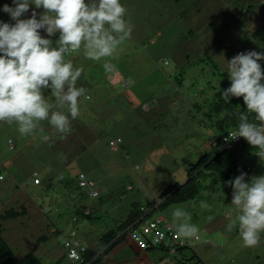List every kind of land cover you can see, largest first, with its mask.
Segmentation results:
<instances>
[{
  "label": "rangeland",
  "instance_id": "374dc122",
  "mask_svg": "<svg viewBox=\"0 0 264 264\" xmlns=\"http://www.w3.org/2000/svg\"><path fill=\"white\" fill-rule=\"evenodd\" d=\"M120 3L126 7L125 19L133 25V32L122 46V53L110 61L113 68L104 73L114 89L111 102L109 94L105 100V96L97 97L93 88H85L91 99L80 98V117L72 120V131L66 138H61L47 121L26 136L19 133L15 123L0 122V212L21 205L25 210L20 217L0 221L2 235L17 256L28 250L44 230L47 217L60 224L62 231L74 226L81 241L90 245L113 225L111 217L124 215L131 201L157 199L167 185L182 183L185 169L198 155L221 150L211 144L221 132L210 125L205 110L198 106L202 95L210 93L209 85L220 87L230 82L227 61L236 54L264 53V0ZM5 4L15 6L13 0H0V22L14 24L2 10ZM21 18L27 19V13ZM41 35L47 37L43 30ZM51 39L55 44L58 35ZM181 55L192 62L185 66L182 80L175 82L171 74ZM69 58L74 68L79 64L84 70L97 67L82 50ZM258 63L264 70V60ZM43 94L56 103L50 89L43 90ZM93 101L95 108L89 110L88 103ZM62 110L67 112V107ZM8 139L14 142L11 149L7 147ZM108 141L115 150L109 148ZM230 149L236 162L249 169L243 172L246 182L264 175V156L257 155L248 142ZM76 169L99 191L98 197L77 202L85 212H91L90 207L94 210L90 222L95 225L70 219L72 209L66 206L69 201L62 185ZM59 175L64 177L62 181L57 179ZM34 176L39 180L36 185ZM204 181L206 187L196 198L163 210L171 221L173 209L182 207L199 228L197 241L187 239L182 264H264V233L257 247L247 248L238 229L227 231L229 218L234 215L231 186L210 177ZM126 185L130 188L125 189ZM122 187L125 191L121 196L116 190ZM202 203L210 208H201ZM210 215L214 217L211 221L207 219ZM62 249L49 235L36 253L44 264H49L62 255ZM156 252H161L157 256L163 258L155 264L173 261L171 253L161 249Z\"/></svg>",
  "mask_w": 264,
  "mask_h": 264
},
{
  "label": "clouds",
  "instance_id": "9594fccd",
  "mask_svg": "<svg viewBox=\"0 0 264 264\" xmlns=\"http://www.w3.org/2000/svg\"><path fill=\"white\" fill-rule=\"evenodd\" d=\"M13 4L14 7L5 4L2 10L15 23L0 22V122L15 123L19 133L26 136L47 121L61 138H66L72 131V120L80 116V98L91 99L84 87L77 86L83 69L74 68L69 57L82 50L86 59L105 61L103 67L111 70L110 61L122 53V46L133 32V25L125 19L126 7L120 0H13ZM30 5L43 9L39 17L34 7L29 14ZM25 13L28 18L22 19ZM41 30L47 37L41 35ZM57 33L54 44L51 37ZM260 60H264V53L256 51L241 52L228 60L226 72L230 86L220 94L225 103H229L230 97H242L246 106V112L239 114V124L228 139L242 137L246 140L243 144L248 142L257 155L264 156V70L258 63ZM45 89L51 90L55 104L43 94ZM65 107L67 112L62 110ZM251 114L256 122L249 121ZM245 175L241 172L225 181L232 188L234 212L227 231L238 229L243 245L255 248L264 233V175L253 176L248 182ZM38 183L34 176L33 184ZM201 208L210 206L202 203ZM161 215L170 223L169 230L175 232L176 238L185 241L171 254L176 259L184 258L181 253L188 247L187 239L197 241L199 238L198 226L182 207L173 209L171 221ZM213 218L207 217L209 221ZM144 221L139 220L127 230L133 242L131 234L138 231ZM157 245L148 241L145 247H137L145 249ZM64 256L65 264H70Z\"/></svg>",
  "mask_w": 264,
  "mask_h": 264
},
{
  "label": "trees",
  "instance_id": "16d2710c",
  "mask_svg": "<svg viewBox=\"0 0 264 264\" xmlns=\"http://www.w3.org/2000/svg\"><path fill=\"white\" fill-rule=\"evenodd\" d=\"M249 7L245 9L248 11ZM42 9L37 10V17L40 13H42ZM189 32L191 31L188 30ZM56 35H59L58 33ZM178 61L183 63H176V68L173 69L171 77L175 82H180L183 78V74L185 72V66L190 65L192 60L183 55L179 56ZM200 61H205L204 58H200ZM208 62L211 63L210 60ZM105 61L95 62L94 66H97L93 69V65L88 67L86 70L83 69V73L78 80L77 85L80 87H84L87 89H92L97 94V97L104 98L105 100L109 94V101L111 102L112 96H110L111 92L114 94V89L109 86V82L106 78H104V73L106 72L103 64ZM82 68V65H77ZM212 67L216 65L212 63ZM76 67V66H75ZM94 71V72H93ZM230 86V82L227 84H223L222 86L214 87L209 85L208 89H211L210 93H204L202 95V99L198 106L203 107L205 111H203L204 116L209 120L210 125L214 126L221 132L219 135L214 136L213 141H219L220 138L226 135L229 131L236 129L239 124V114L241 112H246V106L243 103V98L230 97L229 103H225V101L221 97V92L227 89ZM207 92V91H206ZM89 95L88 93H86ZM90 96V95H89ZM95 101L88 103L89 110H94ZM104 107V106H103ZM80 117V116H79ZM76 118V119H79ZM250 122H256L254 118V114L249 115ZM98 132L96 133V135ZM211 142V143H212ZM243 144V143H242ZM83 145V144H81ZM112 141H108V146L111 150L113 149ZM115 145V144H114ZM14 146V142L11 139L7 140V147L11 149ZM213 148L217 145H212ZM233 146H242L234 144ZM218 152H202L196 160L191 163L186 170V179L182 183H173L167 185L159 194L157 199L145 200L143 202L139 201H131L129 203L128 210L124 213V215H114L110 219L112 220L113 225L106 229L104 232L99 233L96 237V240L90 244L85 245L81 239L78 237L75 227H70L66 231H62L60 224H55L52 222V217H47L46 223L43 225L42 232L34 238L33 242L30 244L29 249L24 251L21 255L17 256L12 248L8 245L4 236L2 235V231L4 228L0 226V264H44L41 259L37 256V249L40 243L46 242L49 239V235H53L58 241L60 248H63V242L67 240V238L74 237L79 240V245L84 247V251L81 253L82 255V264H102L103 258L105 254L123 237V235L128 231H130L138 221H144L148 218L149 215L154 213H163V210L171 204L182 203L189 200H193L196 198L197 194L201 189L205 188L206 185L203 184L205 182L206 177H210L213 181L217 180L221 182V184H225V181L234 179L241 172H245L246 169L240 163H237L231 154V146L221 147ZM84 146L80 147V150H83ZM97 160H95L96 162ZM81 171L76 169L75 172L71 174L67 181L63 182L62 191L64 195H66L67 202L66 206L71 207L72 212L70 214V219L72 222L76 223L77 221L86 220V224H96L94 222H90L92 217V211H94L91 207V212H85L81 208H79L77 202L82 200L86 201L88 198L98 197L99 191L93 187V181L91 179H86L81 175ZM82 176L85 184L80 185L78 177ZM64 178V177H63ZM62 176H58V180L62 181ZM130 188L129 185L125 186V189ZM124 187H122L121 191H118L121 196L125 191ZM95 190L96 194L91 195V191ZM86 205V204H85ZM19 208V209H18ZM16 208H6L2 212H0V221H4L6 219H15L24 215L25 210L21 205ZM167 217V216H166ZM168 218V217H167ZM169 219V218H168ZM170 220V219H169ZM71 232L73 234H71ZM157 247L161 250H164L160 245L152 246ZM185 248V247H182ZM180 250V248H178ZM63 253L60 257L56 258L54 261L49 264H65V254L64 249H62ZM165 251V250H164ZM173 257H176L172 254ZM184 258L180 256L177 260L178 264H182ZM200 261V260H198Z\"/></svg>",
  "mask_w": 264,
  "mask_h": 264
},
{
  "label": "built area",
  "instance_id": "2783aa9c",
  "mask_svg": "<svg viewBox=\"0 0 264 264\" xmlns=\"http://www.w3.org/2000/svg\"><path fill=\"white\" fill-rule=\"evenodd\" d=\"M31 8L29 14L31 15ZM235 130V129H233ZM233 130L229 131L226 135L222 136L220 140L213 141L212 145H219L221 147H227L231 145H239L246 142L244 138H237L236 140H229L228 136ZM78 182L80 185H84L85 182L82 176L78 177ZM91 195L96 194L95 190H92ZM170 223H168L161 214H157L155 218L151 220H145L139 227L138 231H133L131 234L132 239L141 248L145 247L148 241L152 244H158L168 249L170 253L174 252L177 246L185 243L183 239H177L176 234L169 230ZM71 234H73L71 232ZM195 239V238H194ZM79 240L74 237L67 238L63 242V249L65 251L66 257L69 259L70 264H82V255L84 247L79 245Z\"/></svg>",
  "mask_w": 264,
  "mask_h": 264
},
{
  "label": "crops",
  "instance_id": "0c3cea01",
  "mask_svg": "<svg viewBox=\"0 0 264 264\" xmlns=\"http://www.w3.org/2000/svg\"><path fill=\"white\" fill-rule=\"evenodd\" d=\"M157 247H148L139 249L135 242H133L128 233L123 237L105 254L102 264H155L163 257L157 256L161 252H156ZM184 252L182 251L181 255ZM185 258V257H184ZM175 257L173 261H164L157 264H178Z\"/></svg>",
  "mask_w": 264,
  "mask_h": 264
}]
</instances>
